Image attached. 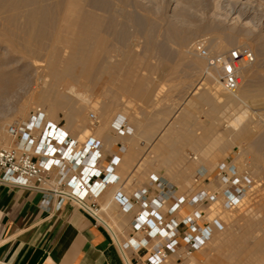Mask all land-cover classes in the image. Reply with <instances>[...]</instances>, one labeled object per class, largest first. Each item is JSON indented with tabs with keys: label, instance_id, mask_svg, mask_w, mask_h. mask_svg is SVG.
I'll list each match as a JSON object with an SVG mask.
<instances>
[{
	"label": "rangeland",
	"instance_id": "374dc122",
	"mask_svg": "<svg viewBox=\"0 0 264 264\" xmlns=\"http://www.w3.org/2000/svg\"><path fill=\"white\" fill-rule=\"evenodd\" d=\"M104 1H106V22H108L105 23V35L107 37L106 46H108L107 48L110 54L114 55L108 58L106 57V64L116 61L121 64L122 69L120 73H116L113 77L112 73L108 70L104 73H97L94 76L96 84L93 90L88 91V89L83 87L79 89L80 93L85 94L89 106L86 109L87 111H85L86 113H84V115L82 114L80 117L78 115L72 119H68L66 116V114H68L67 106H58L56 112L51 114L49 111L51 101L38 100L37 96L40 95V92L43 90V86H41L42 81L38 82L36 73L32 71L34 69L35 60L40 58L45 50H42V53L38 57H33L31 54L24 51L20 44H11L1 40L0 37V61L7 62L10 60L8 62V65L11 64L9 65L11 66L10 68L17 69L21 67L23 73L19 75L16 85L11 88L12 90L6 93L0 92V147H11L17 141L15 137L10 136L7 132L10 125L24 123L38 112L43 113L44 123L52 122L67 126L70 130V134L73 137H78L80 141H84L88 136H94L102 141L101 135L106 132V119H104L100 113V109L97 108L98 104L94 103L95 100L102 101L103 99L104 101V95L106 96L107 103L116 102L120 104L119 109L121 108L123 114L126 112L125 116L132 115L134 119L144 123L150 121V116L153 111H160L165 108L166 105H169L173 110L171 122L176 129L175 132L177 134L179 133V135L183 134L185 140L188 142H192V140L196 138L200 140L199 144L201 145V137H203L201 129L205 119V110L204 103L199 101L200 94L205 91L204 93L206 95L212 98L215 97L214 99L222 104L232 100V110L229 109L230 103L228 102L227 108L222 109L221 118L217 126L220 131L219 135L222 136L224 140L228 138V141H232V146L236 147H229L222 158H219L217 161L212 160V165L209 167L207 166V168L208 172L211 173L217 168V164L219 165L221 162L225 165H227L228 161L234 164L238 171L237 175L243 179L245 183L244 185H240V187H244L241 193L242 199L233 207L227 208L223 206L224 199L217 196V200L214 203H206L207 205L199 206L196 211H204V215L198 219V222L200 224L209 222L213 230L212 239L208 241L202 249V251L206 253L207 259L201 264H237L234 261L238 263L247 262V260L250 259L252 251L256 248L254 243L256 239L264 237V161H262L264 160V155H262V159L257 158L254 151L255 145H257L258 150L264 153V140H262L264 139V94L257 93L260 95L254 97L251 93H248L250 97L248 95H243L240 96V98H236L223 89L220 79H218V83L215 84L218 87L217 89L207 75L208 72L216 70L207 69L206 61L201 59V57L198 59H200V62H203V65H201V67H203L194 68L190 64L191 62L189 59L179 54V48L180 37L187 34L189 31L193 32L190 37L191 41L189 40L187 44V48H191L192 43L197 39H203L205 41L206 38L211 37L213 35V30H220L219 33H223L224 35V32L227 31V27L231 23H234L230 18H228L229 20L225 18L228 14H231L230 17H235L239 14L241 17L246 15L245 17H247V19L245 18L244 21L251 22V34L248 35L249 37H247L246 41L242 28L239 24H236L234 32L238 35L239 40L245 42L242 44L241 42L237 43L234 41L227 48L236 46L249 48L248 43L251 49L255 48L259 43L262 45V48H264V35L261 36L260 32L262 24H264L261 23L264 22V0H251L248 5L244 4L243 6L237 2V0H178L174 8V3H169L171 2L170 0H155L157 2L155 6L151 5V0H140V2L138 0ZM237 9H239V12H236ZM215 12H217L219 16H217V13L215 15ZM175 15L181 19L178 20L180 23L175 18ZM215 17L216 19H214ZM131 18L137 19L139 23H134ZM176 36L177 39L175 38ZM241 37L244 40L240 39ZM207 41L208 39H206V45ZM178 42L179 44H177ZM177 47H179L178 50L175 49ZM209 49L210 48H208V50ZM222 51H225V49L221 50V52ZM253 56L254 58L258 57L254 53ZM258 58L256 60L254 59L255 61L252 63L253 66L247 73H243V70H241L243 84H252V82L253 84L254 82L261 84L264 82V57L261 56L260 58L259 56ZM184 63L187 64L184 65ZM244 74H248V76L244 77ZM183 77L184 81H182ZM120 80L121 82L126 81L127 86L122 88L123 92L120 90L121 93L119 95L115 91V89L118 90V88H115L114 84L119 83ZM36 83L38 84L36 85ZM104 84L106 87H104ZM199 84L202 88L200 87V89H198L199 91L193 94L192 91L195 86ZM109 85L113 86L110 87L114 91ZM135 86L141 87L139 91L143 90L148 92V98L145 99L136 95L134 93V91H136L134 88ZM182 89L186 90L183 91ZM196 94H198V96H196ZM167 95L171 99L170 102L163 100V97ZM150 98L151 100H148ZM203 98H205L204 94ZM89 101L91 102L89 103ZM153 101L156 102L154 103ZM90 105L92 106L90 107ZM117 109L118 108H116V111H119V109ZM93 114L95 115V120L92 118ZM116 118L117 116L108 120V125H112L111 123H113ZM181 121L182 123L185 122L182 124ZM85 126L88 130L83 134L82 129L85 128ZM189 129H191L193 133H191ZM92 130L94 131L92 132ZM242 131H246V137H242L240 134V137L236 138V133ZM259 151L258 153L261 155ZM197 155L199 156L198 159L195 158ZM226 155L228 158H226ZM185 156V160L193 161V158L196 159L199 162L197 163L198 165L206 163L204 153L198 150L191 149V151L189 150L186 152ZM146 161H150L149 156L144 159V164H141L139 169L144 167ZM182 166L183 164L180 166L176 165L175 173L173 175L170 174V177L173 179H171L172 185L177 187L179 194L188 193V195H191L194 193L192 189L197 186L205 187L203 190L209 191L210 193L218 190V185L215 186L216 183H214V185L211 184V179H216L218 176L217 170L216 174L214 172L208 177L205 176L203 178L200 177V172L195 171L194 168L188 170ZM56 173V170H53L51 174L52 181H54ZM146 180L147 179H145V181ZM125 187L131 191L134 186L125 185ZM208 206H210V208ZM108 210H110V208ZM213 219L217 220L215 224ZM106 224L112 229L108 221H106ZM229 234H231V242L234 244L233 247H229V244L226 242L223 243L222 241V244L219 241V238L222 237L223 240H226ZM214 254H217V256L215 257ZM262 259L264 258L257 257L254 259L252 257L248 264H261Z\"/></svg>",
	"mask_w": 264,
	"mask_h": 264
},
{
	"label": "crops",
	"instance_id": "0c3cea01",
	"mask_svg": "<svg viewBox=\"0 0 264 264\" xmlns=\"http://www.w3.org/2000/svg\"><path fill=\"white\" fill-rule=\"evenodd\" d=\"M134 88V93L143 97L139 91L141 89L137 86ZM141 92L145 93L143 90ZM206 97L207 99L199 97L205 110L201 145L200 140L195 138L188 142L183 134L175 132L171 122L173 110L169 105L160 111H153L150 121L146 123L134 120L132 115L125 116L121 108L116 111L113 107L109 111L106 115V132L101 135L102 141L90 136L99 143L101 154L96 165L101 170L97 181L107 175L105 168L110 165L112 158H118L109 173L111 180L106 183L108 187L96 198V204L100 208L99 217L72 200H63L60 207H56L58 198H52L46 208L42 204L44 195L41 192L0 182V264H149L151 245L163 241V238L154 235L144 247L124 246V242L130 237L137 240L143 237L142 232L135 231L133 227V219L139 212L140 205L134 203L129 210H123L114 200L113 194L118 192L130 199L134 193L145 190L146 202H152L158 195H163L165 201L157 211L163 222L175 219L180 230L184 227L181 221L186 216L191 215L199 206L208 204L189 201L205 187H195L191 195L179 194L170 177L176 171L175 166L181 164L188 170L194 168L199 171L203 178L214 172L216 174V171L208 172L206 163L198 165L199 162L194 158L193 161L185 160L186 152L191 149L204 153L208 160L217 161L229 147H236L232 146V141H228V138L224 140L218 135L220 131L217 126L222 109L227 108L230 103L229 109L232 110V100L222 104L208 95ZM163 100L171 101L168 95ZM116 116L120 120L124 119L125 124L127 122L130 133L120 134L112 125L107 127L108 120ZM50 123L60 127L62 131L66 129L68 135L73 137L67 126ZM148 156L150 161H146L145 168L139 169ZM78 172L77 168L76 173ZM153 176L158 177V182H150ZM125 185L134 186L133 190L129 191ZM182 196L185 201L170 213L168 207L172 199ZM106 221L112 225V229L107 226ZM178 241L183 243L181 235ZM202 249L203 247L190 255H184L180 250L168 253L167 259L160 264H201L207 259Z\"/></svg>",
	"mask_w": 264,
	"mask_h": 264
},
{
	"label": "bare ground",
	"instance_id": "6f19581e",
	"mask_svg": "<svg viewBox=\"0 0 264 264\" xmlns=\"http://www.w3.org/2000/svg\"><path fill=\"white\" fill-rule=\"evenodd\" d=\"M138 1L140 2V0H138ZM170 1L171 2H169V3H171V4L174 3V5H173V8H174L177 5L178 0H170ZM150 2H151L152 6H155L157 3L155 0H151ZM237 2H239L243 6L244 4L248 5L251 2V0L250 1L249 0H237ZM141 3H142V1H141ZM181 4H183V3H181ZM238 10L239 9H237L236 12H239ZM110 11H111V9H110ZM216 13L217 12H215V15H216ZM128 15H130V14H128ZM239 15H236L235 17L234 16L230 17L231 14L230 15L228 14L227 16L224 15L225 18H227V20H229L228 18H230L234 23H231L227 27V29L225 28L227 31L224 32L225 33L224 35H223V33L222 34L219 33L220 30L219 31L213 30L212 31L213 35L211 37L206 38V39H208L207 48H210L209 49L210 53L221 52V50H224V49L226 50V48L229 47V45L234 41H236L237 43L241 42L242 44H243V42H245V41L239 40L238 35L235 34L234 29L236 27V24H239V26L242 28V31L245 34L244 39L246 40L247 37H249L248 35L251 34V29H250V25H251L250 23L251 22L250 21H244L245 18L247 19V17H245L246 15L245 16L243 15L244 17H241ZM217 16H219L218 13H217ZM120 17H122V16H120ZM175 18L177 19V21L181 20V19H179V17L177 15H175ZM214 19H216V17ZM131 20H133L134 23H139V21L135 18H131ZM105 23H108V22H106V1H104V0H0V25H1L0 37H1V40L7 41L11 44L12 43L13 44L14 43L20 44L22 49L24 51H26L27 53L31 54L33 57H38L42 53V50H45V52L42 53L41 57L37 58V60H35L34 69L32 71V72L36 73L37 81L38 82L42 81L41 86H43V90L40 92V95H38L37 98L39 101H51V105H50V109H49L51 114L56 112L58 106H67L68 107V114H66V116L68 119H72L73 117L78 116V115H79V117L82 114L84 115V113H86L85 111H87L86 109L89 107L87 104V98H86L85 94L80 93V91H79V89L81 87L88 89V91L93 90V88L96 84V82L94 80V76L97 73H104V72H107V70H108L109 72L112 73V77H113L116 73L121 72L122 68H121V64L119 62L115 61L114 63H107L106 64V57L108 58V57H111L114 55L110 54V52L107 48L108 46H106V43H107L106 38L107 37L105 35L106 34ZM261 23H264V22H261ZM150 28H151V26H150ZM170 29H171V27H170ZM151 31H153V30H151ZM192 32L189 31L187 34L182 35L180 37V48L177 47L175 49L178 50V48H179V50H180L179 54L182 55V57L184 56L185 58L189 59L191 62L190 64L194 68L195 67H196V69L202 68L203 66L201 67V65H203V62H200V59H198L200 57L197 56V54L195 52H193L192 48H190V47L187 48V44L189 43L190 37L192 36ZM221 32H223V31H221ZM260 32H261V36L264 35V24H262ZM171 33H173V32H171ZM175 38L177 39V36ZM206 39H205V43H206ZM240 39H242V37ZM244 39H242V40H244ZM109 40H111V39H109ZM246 43H248V42H246ZM177 44H179V42ZM248 46L250 48L249 43H248ZM227 49H229V48H227ZM250 50H252L253 53L256 54L258 57L259 56H260V58H261V56L264 57V48H262V45L260 43L258 45H256L255 48H252V49L250 48ZM201 59H203V58H201ZM179 60H182V59H179ZM9 61H7V62L6 61H0V92L1 93H6V92L12 90L11 88H13L16 85L17 80L19 79V75L23 74L21 71L22 70L21 67H19L17 69L16 68H13V69L10 68L11 66H9V65H11V64L8 65ZM252 63L249 65L243 66V68H242L243 73H247L249 71V69L253 66ZM186 64L184 63V65H186ZM176 72H178V71H176ZM187 72H189V71H187ZM197 72H199V71H197ZM29 74H31V73H29ZM207 75H208V78L210 79V81L213 82L214 85L216 83H218V79H219V75H220L218 70H216V71L213 70L212 72L210 71L207 73ZM247 76H248V74L247 75L244 74V77H247ZM20 79H21V77H20ZM191 79H193V78H191ZM197 79H199V78H197ZM203 80H204V78H203ZM182 81H184V77H183ZM191 81H193V80H191ZM244 81H245V79H244ZM113 82H114V80H113ZM126 83H127L126 81L121 82V80H120L119 83L114 84L115 88H118V90L115 89L117 94L120 95L122 88H125L127 86ZM198 83H200V82H198ZM255 83H257V82H254V84L252 82L253 85L251 83H247V84L242 83L239 86V88L236 90V92H234L236 94H233V93H231V94L234 95V97H236V98L237 97L240 98V96H243V95L247 96L248 93H251V95L254 97L258 96L260 94H264V84H262L264 82H262L261 84L260 83L255 84ZM37 84L38 83H36V85ZM110 86L111 85H109V87ZM179 86H178V88H179ZM102 87H101V89H102ZM104 87H106L105 84H104ZM111 87H113V86H111ZM137 87L141 88L140 86H137ZM200 87H201L200 84L195 86L194 90L192 91L193 94L197 93L199 91L198 89H200ZM214 89H215V87H214ZM217 89H218V87H217ZM185 90H183V91H185ZM204 92H202V94L198 93V94H200L199 97L200 98L203 97V94H204L205 99H207L206 94ZM140 93L143 97H148V95H149V94H147L148 92L142 93L140 91ZM257 93H260V94H257ZM105 94H106V92H105ZM185 94H187V93H185ZM198 94H196V96H198ZM207 94H208V92H207ZM252 96H251V98H252ZM104 99H105L104 101H103V99H102V101L95 100L94 104H96V103L98 104L97 108L100 109V113L102 114L104 119H106V115L109 113V111L113 107L116 110V106H120V104L118 105V103H116V102L107 103L105 95H104ZM114 100H116V99H114ZM148 100H151V98ZM90 102L91 101H89V103ZM245 104H246V102H245ZM91 106L92 105H90V107ZM118 109H119V107H118ZM122 109H123V107H122ZM121 112H122V110H121ZM125 113L126 112H124V115H125ZM109 116L110 115H108V117ZM182 116H185V115H182ZM126 118H129V117H126ZM184 119H186V118H184ZM116 120H119V121L122 120L123 121L124 119L120 120L117 117ZM28 121H29V119H28ZM28 121H26V122H28ZM72 122H73V120H72ZM126 124H127V122H126ZM126 124L124 121L125 126H126ZM107 127H109V125ZM102 128H103V126H102ZM98 129H100V128H98ZM82 130H83V134H84V132H86L88 129L85 126V128H83ZM189 130H191V129H189ZM63 131L66 132V129H63ZM93 131L94 130H92V132ZM124 134H126V133H124ZM240 134L242 135V137L243 136L246 137V131H242L240 133L237 132L236 137L239 138ZM73 138H75V137H73ZM88 138H90V136L86 137L84 139V141H86ZM75 139H77L79 142L80 147L77 148V150H79V149H81V147H82L81 144L84 141H80L79 138H75ZM262 140H264V139H262ZM254 149H255L254 151L256 153L257 158L262 159V155H264V153H261L258 150L257 145H255ZM258 151L261 153V155L258 153ZM198 157L199 156L197 155L195 158L198 159ZM204 159H205L206 165L208 167L212 165V160H208L205 157H204ZM80 161L82 162V159ZM199 161H201V160H199ZM262 161H264V160H262ZM63 162L65 164L68 163V161L66 159L63 160ZM230 165H234V164L228 163L226 165V169H225V171H227V175L229 177L231 176V172L228 171L227 168ZM218 166L219 165L217 164V168L214 169V171L217 170V173H218ZM82 167L83 166H80L79 170H81ZM95 169H96V171L100 170V169L96 168V166H95ZM53 170L57 171L58 169L54 167ZM235 170H236V173L238 174L236 167H235ZM71 173L72 172H70L68 174V176H67L68 178L70 177ZM124 177H125V175H124ZM211 180H212L211 181L212 185H214V183H216L215 186L218 185V190L212 192V194H214L215 196H218L220 198L225 199V196L223 195V191L227 187H230L231 183L229 184V183L223 182L220 176L219 177L217 176L216 179H211ZM98 182H100V181H98ZM150 182H151V179H150ZM107 187H108V185L106 184V188ZM78 190L81 191L82 188L80 187V188H78ZM114 195H115V193H114ZM239 201H241V200H239ZM195 212L196 211H194L191 215H194ZM99 215L100 214L98 213L97 216L99 217ZM113 234H114V232H113ZM222 238H219L220 239L219 241L221 243L223 241V243L226 242L227 244H229V247L234 246V244L231 242V234L228 235L226 240H223ZM217 241H218V238H217ZM254 243H255L256 248H254V250L252 251V254L250 255V259L252 257L254 259H256L257 257L258 258L259 257L264 258V237H262V238L260 237V238L256 239V241ZM217 246H218V244H217ZM214 256L216 257L217 254L216 255L214 254ZM218 259H216V260H218ZM249 260H247V262H239V263L236 261H234V262L237 264H248L250 262ZM262 263H264V259H262L261 264ZM217 264H219V263H217Z\"/></svg>",
	"mask_w": 264,
	"mask_h": 264
},
{
	"label": "built area",
	"instance_id": "2783aa9c",
	"mask_svg": "<svg viewBox=\"0 0 264 264\" xmlns=\"http://www.w3.org/2000/svg\"><path fill=\"white\" fill-rule=\"evenodd\" d=\"M191 48L206 61L208 69L219 71L220 83L229 93L236 92L241 85L243 66L254 61L252 51L244 46L210 53L205 41L197 39L192 43ZM92 118L96 119L94 114ZM112 127L120 134L130 132V129L124 125V120L115 119ZM7 132L17 141L11 147H0V182L41 192L44 195L42 204L46 208L49 207L52 198H58L56 207H60L63 200H72L97 216L100 208L96 204V198L106 188V183L111 180L109 173L118 160L117 157L112 158L110 165L105 168L107 175L98 182L101 170L96 171L95 166L101 154L99 143L93 138H88L81 144V149L77 150L80 147L78 140L70 137L54 124L44 123V115L41 112L32 116L28 122L10 125ZM65 159L68 161L66 164L63 162ZM79 166L83 167L76 173ZM54 167L58 170L52 181L51 174ZM225 169L226 165L220 163L217 174L223 182L231 183V186L223 191L225 196L223 206L229 208L241 200L244 187L240 185L245 183L237 175L234 165L227 168L231 172L230 177ZM70 172L72 173L68 178ZM153 182H158V177L153 176L151 183ZM80 187L81 191L78 190ZM144 194L145 190H142L128 199L117 192L113 198L123 210H129L134 203L140 205V210L133 219V227L135 231L142 232L143 237L139 240L130 237L124 242V246L144 247L154 235L163 238V241L151 245L149 264H160L167 259L168 253L178 250L184 255H190L204 247L210 240L212 226L209 222L202 224L198 222V219L204 215L202 210L196 211L194 215L186 216L181 221L184 227L180 230L175 219L163 222L161 214L157 211V208L165 201L163 195H158L152 202H146ZM216 197L209 191L200 190L189 201L214 203ZM184 201L183 196L172 199L168 211L170 213L176 211ZM213 220L215 224L217 220ZM180 235L182 244L178 241Z\"/></svg>",
	"mask_w": 264,
	"mask_h": 264
}]
</instances>
